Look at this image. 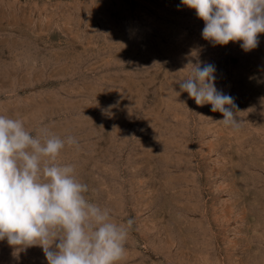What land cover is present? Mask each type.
<instances>
[{
  "label": "rangeland",
  "instance_id": "obj_1",
  "mask_svg": "<svg viewBox=\"0 0 264 264\" xmlns=\"http://www.w3.org/2000/svg\"><path fill=\"white\" fill-rule=\"evenodd\" d=\"M203 28L182 0H0V115L78 141L55 162L134 221L118 264H264V34L245 52ZM189 61L214 65L239 130L181 92ZM0 264L48 262L5 239Z\"/></svg>",
  "mask_w": 264,
  "mask_h": 264
},
{
  "label": "clouds",
  "instance_id": "obj_2",
  "mask_svg": "<svg viewBox=\"0 0 264 264\" xmlns=\"http://www.w3.org/2000/svg\"><path fill=\"white\" fill-rule=\"evenodd\" d=\"M182 4L204 22L205 40L220 46L240 43L245 52L258 47L264 0ZM189 67L190 74L179 82L181 92L197 106L211 105L221 113L216 123L239 130L245 121L238 119L234 97L215 86L214 65L189 61L180 71ZM66 143L78 141H65L46 128L32 135L22 120L0 115V241L14 248L39 246L48 264H118L134 221L116 223L108 209L88 200V186L76 178L74 167L55 162Z\"/></svg>",
  "mask_w": 264,
  "mask_h": 264
}]
</instances>
